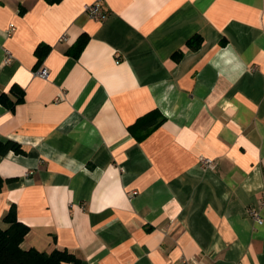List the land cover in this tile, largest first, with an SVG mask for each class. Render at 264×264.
<instances>
[{"label": "crops", "instance_id": "0c3cea01", "mask_svg": "<svg viewBox=\"0 0 264 264\" xmlns=\"http://www.w3.org/2000/svg\"><path fill=\"white\" fill-rule=\"evenodd\" d=\"M96 1L102 19L85 11ZM15 86L0 140L24 151L0 153V225L15 204L25 249L264 264L249 214L264 189V0H0V96ZM152 111L165 120L138 139L130 127Z\"/></svg>", "mask_w": 264, "mask_h": 264}, {"label": "trees", "instance_id": "16d2710c", "mask_svg": "<svg viewBox=\"0 0 264 264\" xmlns=\"http://www.w3.org/2000/svg\"><path fill=\"white\" fill-rule=\"evenodd\" d=\"M49 2H57L59 0H48ZM204 38L201 34H194L187 41V46L192 49H199L202 46ZM86 44L85 36H82L78 43L73 47L72 53L79 56ZM48 46L40 47L37 50L40 59L48 52ZM183 51H177L173 57L180 60ZM14 92L16 100H9L7 96L1 95L0 100L13 107L17 102L24 99V90L15 86ZM165 116L158 111H152L141 118L130 127V131L138 139H143L148 136L155 128L163 121ZM10 150L18 153L23 152L22 145L12 139L7 141L0 140V153L5 154ZM4 221L9 224V227L3 228L0 225V264H81L80 258L67 249H55L52 252L39 250L35 247L25 249L22 243L25 236L30 230L29 225L22 222L18 217L16 205H12L8 213L4 216Z\"/></svg>", "mask_w": 264, "mask_h": 264}, {"label": "built area", "instance_id": "2783aa9c", "mask_svg": "<svg viewBox=\"0 0 264 264\" xmlns=\"http://www.w3.org/2000/svg\"><path fill=\"white\" fill-rule=\"evenodd\" d=\"M85 11L89 14L90 17L96 18V19H102L105 17V14L102 12L101 3L100 1H96L93 3H89L85 5ZM16 30V24L11 23L7 35L11 36L13 32ZM6 51V58L5 61L7 63L12 62L14 56L11 50L5 49ZM38 73L41 74L44 77H47L49 75V70L47 67H42L38 70ZM201 164L206 167H210L214 164V160L209 157H202ZM264 210V189L262 192V197L260 200L259 206H253L249 208V214L250 216L255 220L256 223L262 224L264 222L263 216L261 211ZM183 264H196V260L193 259H185Z\"/></svg>", "mask_w": 264, "mask_h": 264}]
</instances>
